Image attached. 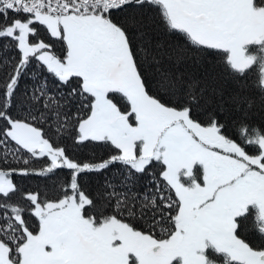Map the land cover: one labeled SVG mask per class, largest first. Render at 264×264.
<instances>
[{"label":"snow or ice","instance_id":"obj_1","mask_svg":"<svg viewBox=\"0 0 264 264\" xmlns=\"http://www.w3.org/2000/svg\"><path fill=\"white\" fill-rule=\"evenodd\" d=\"M0 264H264V0H0Z\"/></svg>","mask_w":264,"mask_h":264},{"label":"trees","instance_id":"obj_2","mask_svg":"<svg viewBox=\"0 0 264 264\" xmlns=\"http://www.w3.org/2000/svg\"><path fill=\"white\" fill-rule=\"evenodd\" d=\"M53 81V85H54ZM69 143H71L69 141ZM97 154V155H103L106 153V149L101 146H96V145H89L87 148H84L82 150H78V155H80L82 158H87L91 154ZM32 167L35 168H40L41 167V162H34L32 164ZM68 175V170H61L58 172V177L62 178ZM16 179L26 186H28L29 189H38L41 191H49L51 192L52 186H53V180L57 179V177H52V178H45V177H39V176H34V177H28V178H23V177H16ZM98 177L94 174H89L87 176V182L89 184H94ZM35 223V221H33ZM157 231H159L157 229Z\"/></svg>","mask_w":264,"mask_h":264}]
</instances>
